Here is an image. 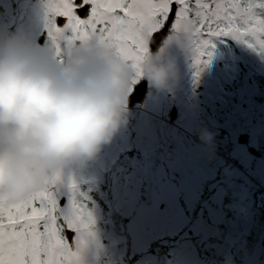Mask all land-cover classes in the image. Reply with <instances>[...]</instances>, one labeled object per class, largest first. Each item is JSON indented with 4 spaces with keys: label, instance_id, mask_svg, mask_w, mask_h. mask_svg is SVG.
I'll list each match as a JSON object with an SVG mask.
<instances>
[{
    "label": "rangeland",
    "instance_id": "374dc122",
    "mask_svg": "<svg viewBox=\"0 0 264 264\" xmlns=\"http://www.w3.org/2000/svg\"><path fill=\"white\" fill-rule=\"evenodd\" d=\"M26 2L21 31L36 42L43 24L38 27L33 17L47 13L40 0L32 6ZM4 3L13 6V0ZM37 5H43L40 12L33 11ZM5 27L0 15V37ZM206 39L205 55L195 66L193 54L168 39L160 60L173 71L167 87L157 89L162 94L134 111L127 105L122 134L87 168L73 166L62 173L64 205L75 181L90 197L96 220L84 264H207L213 239L225 224L230 232L224 257L264 264L258 260L264 255V226L252 251L245 239L256 221L258 190V203L264 204V155L252 153L264 134V105L256 103L262 96L257 78H264V55L231 38ZM173 106L179 121L171 123ZM208 116L215 130L193 132L200 117ZM204 133L212 136L210 142L201 139ZM244 134L250 135L245 144L240 142ZM132 151V172L120 186L115 167Z\"/></svg>",
    "mask_w": 264,
    "mask_h": 264
},
{
    "label": "clouds",
    "instance_id": "9594fccd",
    "mask_svg": "<svg viewBox=\"0 0 264 264\" xmlns=\"http://www.w3.org/2000/svg\"><path fill=\"white\" fill-rule=\"evenodd\" d=\"M173 40L192 53L190 34ZM141 69L163 90L173 66L149 53ZM136 71L96 38L76 43L61 62L51 44L36 45L23 34L0 37V191L10 202L99 157L126 121Z\"/></svg>",
    "mask_w": 264,
    "mask_h": 264
},
{
    "label": "snow or ice",
    "instance_id": "6c2138e0",
    "mask_svg": "<svg viewBox=\"0 0 264 264\" xmlns=\"http://www.w3.org/2000/svg\"><path fill=\"white\" fill-rule=\"evenodd\" d=\"M44 7L61 62L76 43L96 38L137 70L129 95L160 38L190 34L193 66L205 55L206 37L231 38L264 55V0H47ZM60 182L52 178L15 203L0 191V264H84L95 236L91 200L72 181L65 206Z\"/></svg>",
    "mask_w": 264,
    "mask_h": 264
},
{
    "label": "flooded vegetation",
    "instance_id": "af4514ba",
    "mask_svg": "<svg viewBox=\"0 0 264 264\" xmlns=\"http://www.w3.org/2000/svg\"><path fill=\"white\" fill-rule=\"evenodd\" d=\"M4 1L5 0H3V1L0 0V8H1L0 15L2 16L3 22L6 26L4 29L2 37L10 36L13 34L25 35L24 32L21 31V24H23L26 21L25 14L27 12V7H26V3H27L26 1L27 0H13V6L5 5ZM8 1L10 2L11 0H8ZM29 1L31 2V6H32V2L33 3L35 2V0H29ZM36 1H38V0H36ZM46 2H47V0H40V3L43 5H45ZM43 5H41V6L37 5L38 7L36 6L33 11H39L40 12L42 9L41 7H43ZM10 8L13 9V11H11ZM33 23L39 25L38 27H40V25L43 24V27L41 29L40 35L37 37L36 42H33V41L32 42L36 45H43L45 47H48L50 43H49L48 36H47V17L34 16L33 17ZM167 43H168V38L162 43V45L160 46L159 50L156 53H153L152 50L150 51V53L156 54L160 58V53L163 51L165 46H167ZM161 62L165 63L166 60L163 59ZM135 78H136V75L134 76V78L132 79V81L130 82V84L128 86V89H127L128 95H129L132 83L135 82ZM141 78H142V80L140 81L139 84H141L143 82L148 83L147 95H146L145 101L143 103L140 104L137 102L134 104V106H131V103L135 99L133 97V94L136 91V89H135L129 95V98H128V104L127 105L131 111H134L135 109H138L139 106L144 105L147 102H150L151 99L154 98L156 94H162L159 91H157V89L149 81H147L146 79H143V73L141 75ZM138 85L136 86V88L138 87ZM174 108H177L178 113H177V118L173 121L172 120V111ZM207 115H209V113ZM169 116H170L171 123H174L176 120L179 121V109L177 106H173V108L171 110V115H169ZM206 116H204V117H206ZM204 117H200L202 120L198 121V123H201V124H199L200 128L198 130H194L193 132H199V131L204 132V131H207V129H210L211 127H213V128L210 130V132H213L215 130L214 129L215 125L209 119V116L207 118H204ZM203 122L206 123V125ZM205 126L207 128H205ZM121 134H122L121 129H119V131L115 135H121ZM257 152H258V150L255 149V153H253V154L257 156ZM224 243H227V241L225 240ZM218 244H221V243L215 242L214 245L217 246ZM263 247H264V244H263ZM243 260H244L243 257H224V256L223 257H214V264H218V263L219 264H239V262L244 264ZM258 260L259 261L261 260L264 263V255L262 257H260Z\"/></svg>",
    "mask_w": 264,
    "mask_h": 264
},
{
    "label": "trees",
    "instance_id": "16d2710c",
    "mask_svg": "<svg viewBox=\"0 0 264 264\" xmlns=\"http://www.w3.org/2000/svg\"><path fill=\"white\" fill-rule=\"evenodd\" d=\"M257 83L261 87L262 96H261V98H258L256 103L259 104L260 106H262V105H264V78H262V77L257 78ZM212 128L213 127H211L210 130ZM214 129H215V127H214ZM257 150H258V152H257L258 157L264 155V134H262L259 138V148ZM135 153H136L135 151L128 152L126 155L121 157L119 159V161L117 162L115 170H117L116 173L118 175V185H120V186L124 185V183L127 179V176L130 175V173L132 172V162L134 161ZM252 153H255V149H252ZM253 179L256 181L259 180L258 176H253ZM260 193H262V190H258V193L256 195V199H255L254 204H253V212H254L255 217H256L255 224H254L250 234L245 237L249 251L253 250V248L256 244V243H254L256 238L261 237L262 231H263V226H264V204L262 206H260L258 203V199H257V196ZM145 195H147V194L145 193ZM96 198H98L97 194H93V199H96ZM143 198H144V200L146 199L145 197H143ZM119 227H120L119 221L116 220V230H118ZM229 232H230V230L226 229V224H225L222 227V232L220 234V237H214L213 243L215 244V242H220L222 245L218 244L217 248H215L216 246H214V249H210L208 251V255L206 257L207 264H214V257H223L226 254V252L228 251V247L225 245L224 241L226 240V235L229 234Z\"/></svg>",
    "mask_w": 264,
    "mask_h": 264
},
{
    "label": "water",
    "instance_id": "95a60500",
    "mask_svg": "<svg viewBox=\"0 0 264 264\" xmlns=\"http://www.w3.org/2000/svg\"><path fill=\"white\" fill-rule=\"evenodd\" d=\"M167 38H160L156 43H154L151 47V50L153 53H156L160 46L162 45V43L166 40ZM147 90H148V83L147 82H143L141 84L138 85V87L136 88V91L133 94V97L135 98L134 101L131 103V106H134L135 103H143L145 101L146 95H147ZM177 108H174L172 111V120L174 121L177 118ZM250 138L249 134H244L241 136L240 138V142L241 143H247L248 140ZM66 201V199L64 198L62 200V204H64Z\"/></svg>",
    "mask_w": 264,
    "mask_h": 264
}]
</instances>
